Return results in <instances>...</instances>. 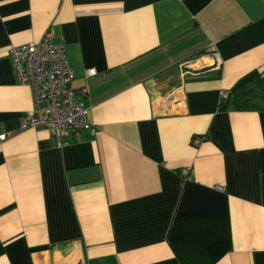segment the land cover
I'll return each mask as SVG.
<instances>
[{"label":"crops","instance_id":"0c3cea01","mask_svg":"<svg viewBox=\"0 0 264 264\" xmlns=\"http://www.w3.org/2000/svg\"><path fill=\"white\" fill-rule=\"evenodd\" d=\"M49 31L92 123L60 140L20 129L9 53ZM249 87L260 105L264 0H0V264H264Z\"/></svg>","mask_w":264,"mask_h":264},{"label":"built area","instance_id":"2783aa9c","mask_svg":"<svg viewBox=\"0 0 264 264\" xmlns=\"http://www.w3.org/2000/svg\"><path fill=\"white\" fill-rule=\"evenodd\" d=\"M50 35L49 31L37 43L13 46L9 53L19 81L31 89L33 97V108L21 120L20 129L46 128L60 140L67 131L90 129L92 123L88 108L79 99L87 95L88 86H81L79 91L72 87L74 72L66 58L65 47L53 43ZM94 74L91 68L85 72V77ZM8 135L0 134V140ZM193 140L199 142L197 138Z\"/></svg>","mask_w":264,"mask_h":264},{"label":"trees","instance_id":"16d2710c","mask_svg":"<svg viewBox=\"0 0 264 264\" xmlns=\"http://www.w3.org/2000/svg\"><path fill=\"white\" fill-rule=\"evenodd\" d=\"M263 90V89H262ZM264 93V92H261ZM254 88H243L235 93V101L239 108H255V109H264V97H260V105L256 104V101L253 97Z\"/></svg>","mask_w":264,"mask_h":264}]
</instances>
